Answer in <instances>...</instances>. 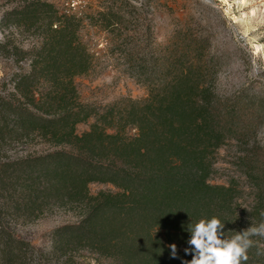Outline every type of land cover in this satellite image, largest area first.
I'll use <instances>...</instances> for the list:
<instances>
[{"label":"trees","instance_id":"1","mask_svg":"<svg viewBox=\"0 0 264 264\" xmlns=\"http://www.w3.org/2000/svg\"><path fill=\"white\" fill-rule=\"evenodd\" d=\"M100 14L118 18L113 9ZM8 26L32 31L37 41L29 50L8 49L25 69L9 92L0 91L4 209L34 212L50 200L82 205L80 224L63 228L56 245L86 241L97 256L94 264H184L192 259L184 251L188 226L201 218H219L225 238L264 221V169L258 170L264 154L242 153L250 200L234 180L212 182L220 151L251 129L240 126L236 112L202 81V61L187 66L174 57L168 78L151 85L147 99L97 110L80 102L74 84L93 66L76 15H61L48 0H22L2 16L0 28ZM91 118L89 130L78 134L77 126ZM33 139L55 149L6 155ZM95 183L114 191L93 195L89 185ZM4 237L0 228V264L23 263L29 245ZM251 239L246 264H264V254L257 255L264 253V238Z\"/></svg>","mask_w":264,"mask_h":264},{"label":"rangeland","instance_id":"2","mask_svg":"<svg viewBox=\"0 0 264 264\" xmlns=\"http://www.w3.org/2000/svg\"><path fill=\"white\" fill-rule=\"evenodd\" d=\"M21 1L0 0V20ZM48 1L61 15L77 16L79 38L91 55V65L93 56L89 72L74 79L79 100L86 106L102 110L122 99L144 101L151 85L168 78L165 70L174 57L187 66L190 61H202V81L236 112L240 126L251 129L247 137L229 142L220 151L212 182L228 185L234 180L251 199L242 153L264 154V0ZM112 9L117 19L100 14ZM36 41L32 31L0 28L2 93L11 90L14 76L25 69L8 51L14 47L29 50ZM93 122L91 118L79 124L77 133L88 131ZM54 149L33 139L11 147L6 155H41ZM262 168L263 164L258 170ZM89 190L96 195L114 188L95 183ZM1 201L4 240L14 236L29 245L23 263L16 259V264H94L97 256L88 242L73 241L62 249L56 245L63 228L80 224L82 205L50 200L40 210L16 212L4 209Z\"/></svg>","mask_w":264,"mask_h":264},{"label":"clouds","instance_id":"3","mask_svg":"<svg viewBox=\"0 0 264 264\" xmlns=\"http://www.w3.org/2000/svg\"><path fill=\"white\" fill-rule=\"evenodd\" d=\"M264 216V213H262ZM225 224L216 216L201 218L195 224L188 226L190 238L185 248L186 254L192 259L184 264H246L248 250L253 246V236L264 238V221L257 226L248 227L236 232L231 238H225ZM172 258L177 256V245H169ZM264 253L258 252L257 255Z\"/></svg>","mask_w":264,"mask_h":264}]
</instances>
